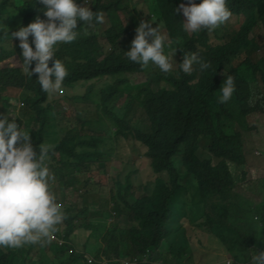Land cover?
I'll return each instance as SVG.
<instances>
[{
  "label": "trees",
  "instance_id": "trees-1",
  "mask_svg": "<svg viewBox=\"0 0 264 264\" xmlns=\"http://www.w3.org/2000/svg\"><path fill=\"white\" fill-rule=\"evenodd\" d=\"M182 2L188 0H91L88 6L102 11L104 21L78 27L73 42L57 46L56 58L68 74L63 91L49 97L35 80L38 74L23 72L19 41L8 35L37 16L46 19L43 5L0 0V110L11 113L10 107H17L13 116L34 144L51 146L50 186L66 214L54 234L61 233L67 242L58 247L51 237L44 244L0 247V264H191L186 259L193 247L188 223L221 240L232 264H252L255 252L264 251L262 207L252 206L246 197L249 187L237 190L251 156L245 152L244 134L258 130L255 116L264 113V56L256 62L241 59L245 52L264 50V0H227L231 16L242 17L241 25L230 29L225 21L210 31L214 43L207 30L186 34L182 12H174ZM142 20L153 27L164 23L158 30L168 37L165 51L171 55L176 49L171 64L184 50L197 51L210 67L164 73L130 61L125 51ZM140 72L146 79L137 82ZM229 75L234 92L221 104L219 88ZM9 89L20 90L18 97L3 98ZM63 101L71 108L64 109ZM118 137L132 140L150 158L155 175L151 194L135 196L131 176L123 177L119 166L113 167L115 180L108 188L88 187L94 172L111 169L112 141ZM62 189L71 202L63 204ZM87 191L97 202L78 207L79 196ZM106 191L112 195L100 199ZM101 213L113 221L103 226L90 222L91 215ZM121 217L127 221L120 222ZM80 227L90 232L84 243L75 244L71 238L79 236ZM91 241L93 253L87 247ZM163 244L169 255L161 252Z\"/></svg>",
  "mask_w": 264,
  "mask_h": 264
},
{
  "label": "clouds",
  "instance_id": "clouds-1",
  "mask_svg": "<svg viewBox=\"0 0 264 264\" xmlns=\"http://www.w3.org/2000/svg\"><path fill=\"white\" fill-rule=\"evenodd\" d=\"M38 3L44 6L42 11L46 19L37 16L8 35L19 41L23 72L28 77L38 74L35 80L41 91L51 97L63 91L62 84L68 74L65 63L56 58L57 46L73 42L78 36V27L103 23L104 16L102 11H93L88 6L91 0H83L82 4L77 0H38ZM174 12H182L185 17L182 28L192 33L210 32L232 15L227 0H200L199 3L188 0V3L177 5ZM135 32L130 50L125 51L126 57L141 68L151 64L161 72H169L176 49L171 55L165 51L167 37L158 30V25L153 27L151 21L142 20ZM193 65L200 70L210 67L197 51L184 52L180 70L190 74ZM219 92L218 103L229 101L234 92L232 76H226ZM12 117L9 120L6 115L0 116V247L44 244L51 237L61 245L62 236L54 233L66 214L50 186L52 176L47 157L51 146L44 143L35 145L23 123H17V117ZM128 174L131 176L130 172ZM255 253L252 264H264V251ZM87 257L92 263V256ZM101 264H107L106 260Z\"/></svg>",
  "mask_w": 264,
  "mask_h": 264
},
{
  "label": "rangeland",
  "instance_id": "rangeland-1",
  "mask_svg": "<svg viewBox=\"0 0 264 264\" xmlns=\"http://www.w3.org/2000/svg\"><path fill=\"white\" fill-rule=\"evenodd\" d=\"M188 3V2H187ZM44 6H42L43 9ZM185 19V17H184ZM154 20V19H153ZM242 17L241 16H231V18L227 21L229 24V28H238L241 24ZM157 23L156 21H154ZM158 24V23H157ZM159 27H164V23H159ZM188 36H191L192 32H186ZM252 35V34H251ZM210 38V42H216L214 35H208ZM253 36V35H252ZM259 39V38H257ZM168 41V37H167ZM262 43V42H259ZM187 50V48H185ZM251 48L249 51H252ZM184 50L178 52L176 55V59L172 61V68L170 70L178 69L179 63L182 61ZM247 55H243L241 59L249 60L252 62L258 61L261 56H264V50L260 49L257 52H245ZM239 63L237 60L234 65L236 66ZM194 69V65H193ZM224 74V73H223ZM136 81H144L146 79V75L143 72L135 74ZM20 90L9 89L3 91V98L14 99L17 98ZM64 109L71 108L69 104L65 103L64 101L61 103ZM11 113L5 112L4 110H0V116H8V119L11 120L12 116L17 113V107L12 105L9 110ZM72 111H74V107H72ZM255 121L258 125V130L251 131L249 133L244 134L245 140V152H251V156L248 155L247 165L245 166L244 170L246 171L245 175H240V182L238 183L237 190L241 193L243 189L250 188L249 192L247 193V198H250L252 201V206H259L262 207V212L264 214V183H262V179L264 176V142L259 143L260 141L264 140V113L257 114ZM254 121V122H255ZM38 125V124H37ZM37 125L31 124L30 127L37 128ZM252 142V143H250ZM113 150L111 152V159L109 160V164L111 169L107 172H94L93 181L90 182L88 186L91 189H100L102 187L108 188L112 185L113 181L115 180L113 174V167L119 166L121 169V174L125 177V174L130 172L131 173V180L133 182L134 194L135 196H143L152 193L154 187V180L155 175L152 171V167L150 164V158L144 154V150L139 148L138 145H135L132 140H125L124 137H118L117 139L114 138L112 141ZM236 174L239 172L235 171ZM86 185V183L84 184ZM81 188V186H78ZM63 189L61 192H58L62 197L63 204L67 202H71V197H64L62 194ZM70 191V189H69ZM84 192V189H81L78 193ZM86 196L82 197L79 196V205L81 204H91L97 201H93L96 199L94 193L91 191L85 192ZM111 194L109 191H106L100 199L107 198V195ZM93 201V202H92ZM105 210V209H104ZM259 215H255L254 218L256 220L259 219ZM113 221V217H110L107 213L104 215L101 213L100 216L98 215H91L90 222L99 223V225H104ZM127 219L124 217L120 218V222L124 223ZM188 226V233L191 237V241L193 247L188 250V256L186 259H190L191 264H232L233 259L229 256V251L225 247L224 243L219 240L216 236H214L210 231L203 229L202 227H196L191 225L190 223L187 224ZM89 230L86 227H80L76 233L79 235L77 238L72 237L71 240L77 242L78 244L81 243V240H84L85 237L89 234ZM61 235V233H58ZM60 239V238H58ZM59 241L55 240V244L60 246L58 243ZM67 242L63 239L61 240V245L66 244ZM95 243L90 242L87 243L88 252L93 253L95 249ZM161 252L163 254L169 255L168 247L166 244L161 245ZM173 258V255L170 256L169 260ZM161 264H168L165 260L160 261Z\"/></svg>",
  "mask_w": 264,
  "mask_h": 264
}]
</instances>
